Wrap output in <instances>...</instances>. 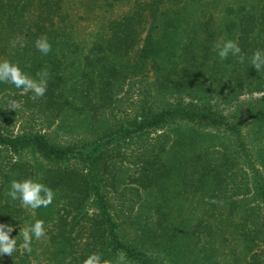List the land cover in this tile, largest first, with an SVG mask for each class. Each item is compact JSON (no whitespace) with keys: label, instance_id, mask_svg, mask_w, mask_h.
<instances>
[{"label":"rangeland","instance_id":"obj_1","mask_svg":"<svg viewBox=\"0 0 264 264\" xmlns=\"http://www.w3.org/2000/svg\"><path fill=\"white\" fill-rule=\"evenodd\" d=\"M135 1L64 0L61 14L67 18L47 35L51 44L47 55L35 47L39 35L25 39L9 32L12 40L7 41L4 30H0V60L18 63L33 78L37 74L34 66L42 58L53 63V68L57 65L60 79L57 93L65 102L56 123L44 130L45 125L39 117L36 119L32 102L25 103L20 97L26 94L23 89L0 82V98L3 94L14 95L0 107V126L16 133L21 122L29 120L26 127L43 130L49 144L59 148L80 146L116 134L139 111L140 85L133 83L126 91L127 79L148 77L152 81L167 76L169 80H188V84L173 89V95L154 91L147 105L155 115L164 116L148 118L153 127L147 139L166 134L169 138L166 146L144 158L149 163L145 171L129 165L113 176L111 188L121 189L134 182L143 188L131 219L119 223L118 234L128 246L147 250L151 264H247L251 248L240 237L237 226L243 210L255 203L256 197L240 195L224 200L214 192L220 189L215 180L206 181L199 188L188 187L183 173L188 169L193 175L197 167L204 166L205 153L217 151L224 163L220 178L242 168L252 181L258 180L257 173L264 180V67L258 71L251 65L252 54L257 49L264 50V0H184L181 7L170 3L160 9L153 21L146 17L129 56L119 57L117 62L133 65L153 26H157L151 36L154 47L162 48L155 56L156 61L152 63L148 57L136 73L121 66L119 76L124 78L115 81L111 98L98 100L99 94L82 84V76L95 66L96 55L101 56L98 46L104 44L110 23L131 14ZM21 13H13L11 24L25 29L34 22V14L32 10L25 11L23 16ZM243 16H252L256 27L250 45L246 40L238 43L243 62L232 55L222 61L216 45L228 39L237 40L238 32L228 29V25L232 20L242 22ZM174 22L177 23L170 25ZM7 24L5 20L4 25ZM18 37L23 47L18 43L13 48L10 42ZM45 67L53 76L50 67ZM257 85L262 89L256 90ZM114 98L120 99L118 106L102 104ZM13 101L19 107L13 109ZM188 109L204 111L211 119L206 116L189 119L180 114V110ZM153 120L159 121L153 125ZM24 155L20 158L33 160L41 174L51 165L32 159L27 152ZM59 202L55 192L50 205L33 210L22 207L18 199L23 229L36 220L44 222L46 235L40 240L33 237L30 245L34 264H75L64 245L47 241ZM93 212L88 210L83 223L75 227L74 232L80 235L78 244L87 239Z\"/></svg>","mask_w":264,"mask_h":264},{"label":"trees","instance_id":"obj_2","mask_svg":"<svg viewBox=\"0 0 264 264\" xmlns=\"http://www.w3.org/2000/svg\"><path fill=\"white\" fill-rule=\"evenodd\" d=\"M63 2L64 0H0V30H4L6 34L3 36L7 41L12 40L11 34L25 39H32L34 35L47 36L52 28L67 18L66 14H61ZM183 2L184 0L135 1L131 14L124 15L108 26L106 40L104 44L98 46L100 49L97 52H100L101 56L96 55L95 66L82 76V84L99 94L98 100L101 97L106 100L111 98L115 81L124 78L119 76L122 67L128 68L127 72L131 70L136 73L148 57H151L152 63L155 62V56H158V51L162 49L156 50L154 47L151 36L157 26H153L144 38L143 46L138 51L134 64L128 66L127 62H117L119 57L129 56L138 42V29L145 18L148 17L153 21L160 9L170 3L181 7ZM31 10L34 14V22L30 26L23 29L18 24H11L13 13L22 12L21 16H23L25 11ZM242 19V22L232 20L228 29H235L238 32L235 33L237 43L241 44L242 40H246V44L250 45L252 34L256 30L252 22L253 17L243 16ZM5 20L9 25H4ZM158 30L160 31V28ZM45 65L50 67L53 76L48 74L44 96L33 99L34 94L27 92L20 97L25 103L32 102L37 112L36 119L39 117L40 123L45 125L44 130H47L56 123L64 110L65 102L60 100L57 93L60 81L57 65L53 68V63H46L42 58L35 64L34 72L47 69ZM131 74L132 72L127 73L126 76ZM36 78L38 79L37 76ZM133 83L140 85L139 111L129 122L122 124L116 134L110 135L107 139L100 138L80 146L59 148L46 141L43 130L27 128L29 120H23L21 128L19 127L16 133L0 126V224L11 225L14 230L10 236L15 237L17 241L16 250L11 255H0V264H34L29 252L23 248V220L18 199L13 200L7 194L12 180L27 178L39 180L57 193L59 207L57 216L53 218L52 226L47 232V241L64 245L68 255L74 257L75 264H83L84 259L93 252L101 253L106 259L114 258L119 252H123L130 264H151L147 250L128 246L118 234L119 223L131 219L133 210L140 202L143 188L140 183L135 182L121 189L111 188L113 185L111 181L116 173L129 165H137L145 171L149 163L144 158L162 151L166 146L169 140L166 134L147 139L153 127L148 124V118L152 120V117L153 119L164 117L152 113L147 105L154 91L157 93L167 91L173 95V89L188 84V80H169L167 76L152 81L148 77L133 80L129 78L125 82L126 91ZM255 89L262 88L257 85ZM13 96L3 94L0 98V107L13 99ZM119 101L120 99L114 98L112 102L102 104L107 107L118 106ZM140 113L142 114L139 115ZM180 114L189 119L203 116L211 119V115L204 111L196 112L188 109V111L180 110ZM153 121L154 125L159 120ZM25 152L31 155L32 159L48 161L51 165L41 174L33 160L28 162L20 158ZM129 152L131 154L128 156ZM223 165V160L217 155V151H207L204 155V166L197 167L193 175H190L186 169L183 173V181L188 187L199 188L206 181L215 180L220 189L214 192L219 196L218 198L222 195L224 200L235 199L240 195L256 197L255 203L243 210L237 231L246 245L251 248L247 264H264V184L261 183L262 181L264 183V180L261 179L260 173H257L255 177L258 182L252 181L244 174L246 170L242 168L232 170L222 179L220 177L223 171L220 167ZM218 203L219 201L215 205ZM88 210L94 211L91 216L93 217L91 226L87 239L78 244L80 235L74 230L86 219ZM75 251L77 253L73 254Z\"/></svg>","mask_w":264,"mask_h":264},{"label":"clouds","instance_id":"obj_3","mask_svg":"<svg viewBox=\"0 0 264 264\" xmlns=\"http://www.w3.org/2000/svg\"><path fill=\"white\" fill-rule=\"evenodd\" d=\"M11 46L15 48L19 43L23 47L21 38H16L11 41ZM35 47L44 55H47L51 51V44L48 41L46 35H42L35 41ZM218 50V56L220 60H225L232 56H239L240 61L243 62V56L241 54V48L235 40H224L222 44L216 45ZM251 65L258 71L264 67V50L257 49L251 57ZM37 78H33L26 74L18 63H13L7 59L0 60V82L11 83L18 89H23L25 93L32 92L33 99L44 96L47 90V69H43L36 74ZM13 109L19 107V104L15 101L12 102ZM13 200L19 199L21 206L25 208L37 209L40 207H47L54 199L55 192L44 183L39 180L27 178L24 180H12L10 184V190L7 193ZM11 225L0 224V255H11L17 246L15 237H11L10 233L13 231ZM46 235L44 228V222L42 220H36L30 227L23 229V248L27 252H31V241L34 237L36 240H40ZM83 264H130L127 260L126 254L119 252L116 257L106 259L99 252H93L88 255Z\"/></svg>","mask_w":264,"mask_h":264}]
</instances>
